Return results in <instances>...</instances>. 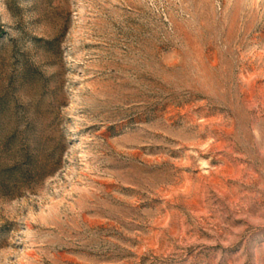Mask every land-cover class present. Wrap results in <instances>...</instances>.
I'll return each instance as SVG.
<instances>
[{
  "label": "rangeland",
  "instance_id": "374dc122",
  "mask_svg": "<svg viewBox=\"0 0 264 264\" xmlns=\"http://www.w3.org/2000/svg\"><path fill=\"white\" fill-rule=\"evenodd\" d=\"M0 264H264V0H0Z\"/></svg>",
  "mask_w": 264,
  "mask_h": 264
}]
</instances>
